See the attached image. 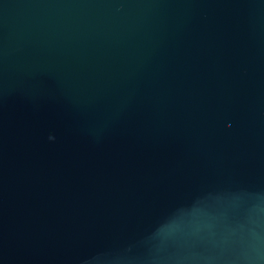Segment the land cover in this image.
Here are the masks:
<instances>
[{"label":"water","instance_id":"obj_1","mask_svg":"<svg viewBox=\"0 0 264 264\" xmlns=\"http://www.w3.org/2000/svg\"><path fill=\"white\" fill-rule=\"evenodd\" d=\"M0 264H264V0H0Z\"/></svg>","mask_w":264,"mask_h":264}]
</instances>
